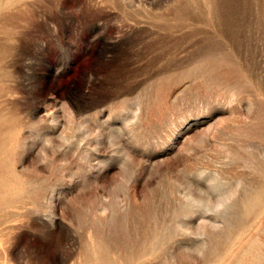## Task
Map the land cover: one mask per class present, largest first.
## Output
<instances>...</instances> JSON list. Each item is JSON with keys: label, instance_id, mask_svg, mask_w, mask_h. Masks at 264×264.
I'll list each match as a JSON object with an SVG mask.
<instances>
[{"label": "rangeland", "instance_id": "obj_1", "mask_svg": "<svg viewBox=\"0 0 264 264\" xmlns=\"http://www.w3.org/2000/svg\"><path fill=\"white\" fill-rule=\"evenodd\" d=\"M0 264H264V0H0Z\"/></svg>", "mask_w": 264, "mask_h": 264}]
</instances>
